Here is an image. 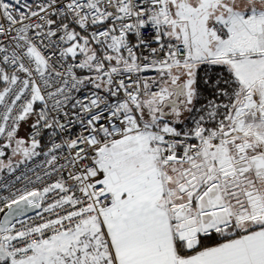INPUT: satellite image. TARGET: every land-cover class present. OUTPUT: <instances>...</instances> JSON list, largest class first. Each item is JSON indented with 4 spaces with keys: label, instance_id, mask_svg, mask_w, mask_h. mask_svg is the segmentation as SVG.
<instances>
[{
    "label": "snow or ice",
    "instance_id": "obj_1",
    "mask_svg": "<svg viewBox=\"0 0 264 264\" xmlns=\"http://www.w3.org/2000/svg\"><path fill=\"white\" fill-rule=\"evenodd\" d=\"M0 264H264V0H0Z\"/></svg>",
    "mask_w": 264,
    "mask_h": 264
}]
</instances>
